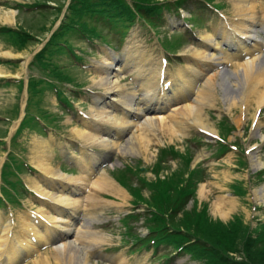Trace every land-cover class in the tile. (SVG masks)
Returning a JSON list of instances; mask_svg holds the SVG:
<instances>
[{
    "label": "bare ground",
    "instance_id": "6f19581e",
    "mask_svg": "<svg viewBox=\"0 0 264 264\" xmlns=\"http://www.w3.org/2000/svg\"><path fill=\"white\" fill-rule=\"evenodd\" d=\"M234 2L235 5L233 7V12L235 18L231 19L230 27L226 28L222 24L220 26V28H223L221 31V38L226 39L228 43L237 47V53L231 58V60H234L235 66H233L232 71L237 77L233 85H239V87L237 88L236 95H231L228 93V95H230L229 104L234 106L240 101L243 105L248 102L249 97H253L257 108H259L260 106L264 105V66L259 63V48L264 47V41L256 37L255 29H253L256 27V24L253 23L255 21V7L252 1L234 0ZM14 14L15 11L13 10L5 11L4 16H1V18L6 22L12 23ZM208 45L213 46L211 43H208ZM4 53L6 56L12 55L7 51ZM198 55L201 56L202 53H198ZM127 60L128 57L126 56L122 61L127 62ZM111 66L112 62L104 58L101 62V71L98 73L97 79L92 78L96 82L95 85L102 87L104 95H108V101H102L98 95H95L92 105L90 106V109L93 112V121L104 129H111L109 124L118 123V119L113 112V105L118 106L119 104H122L134 115L140 114L141 117H145L147 115L146 110L152 106H156L152 104V101L156 100V102H158L160 99L162 100L165 93L163 87H160L154 83L152 77L154 73V67H151L149 64V66L143 67V69L140 71L143 81L138 83V88L134 90V95H138L140 97L142 104L134 106L133 102L126 100L124 94H122L120 91L121 86L118 84V79L114 78L121 73V65L112 69ZM2 74L7 73L0 69V75ZM198 74H201V72L199 71ZM204 84L207 91L206 93H203L201 90H198V92L195 93L194 105L191 103H185L183 106L171 110H162L158 108L154 115H149L146 117L145 120L147 122H145L144 126L157 124L171 133H184L185 126L190 125L183 118V116L187 115L194 116L193 123H195V125L204 129H208L205 121L200 118L199 114L203 108L202 99L206 98L211 101V97L214 95L215 91L212 82L206 80ZM141 86L145 87L143 91H140ZM174 98L173 100H175ZM135 119L137 120L138 118ZM140 123L141 120L136 121V124H138V126L141 128L140 133L136 134L135 136L136 139L143 132L142 128L144 127L141 126ZM262 124H264V121H259L258 128H260ZM121 125L123 127H127L129 125L131 126L133 125V121L123 119L121 121ZM73 131L75 133L78 132L76 129H73ZM101 133L102 131H96L87 123H83V126L81 127V130L78 134L88 143L97 144L102 138H104L101 136ZM263 135L264 133L261 136ZM142 139L143 145H146L149 141H147L145 136H142ZM129 140L130 139L127 141ZM111 143L116 145V142L113 139L111 140ZM33 152L35 167L39 169L40 172L45 173L48 176L47 180L51 181L54 184V187L60 191L56 192L55 195H51L49 188L43 187L39 181H33L32 184L40 189V191L36 190V192L45 198L48 196L55 197L57 204H60L61 206H69V182L73 180L72 177L65 176L64 174L60 173L59 168H56L52 165L48 154L38 151ZM91 157L96 158L95 154L90 152H81L78 155V159L81 162H86V160ZM258 164H263L261 159L258 160ZM106 180L107 177L104 176L102 182L96 181V187L98 189L113 190L116 194L122 196V193L116 189V187H114L111 182L104 184L103 182ZM203 186L200 193H202ZM78 201H81V199H78ZM235 204L236 202L233 199L228 198L227 195L221 194L219 196L216 195L215 199L211 203L210 209L212 210L213 214L220 213L223 216L226 215L228 211H231ZM37 212L40 214L42 219H38V222L36 221L32 223L30 222L29 217H22L20 223L17 225L18 233L13 232V224L10 222L5 223L1 227L0 264H26V262H21H24L27 255L30 254V248L32 245H34L35 239L37 241H46L58 230L66 227L67 220L62 215V210L58 208V206H54L51 210L49 208L40 207ZM67 230L68 228L66 227L63 229V232H68ZM54 248L57 250V252L64 253L66 242L59 243ZM79 258L81 259H78L80 263L84 264L83 262L85 261V256L80 254ZM63 263L66 264L65 262Z\"/></svg>",
    "mask_w": 264,
    "mask_h": 264
},
{
    "label": "rangeland",
    "instance_id": "374dc122",
    "mask_svg": "<svg viewBox=\"0 0 264 264\" xmlns=\"http://www.w3.org/2000/svg\"><path fill=\"white\" fill-rule=\"evenodd\" d=\"M4 0H0V2H2ZM27 1V0H26ZM49 1L48 3H52L51 0H47ZM59 1V0H58ZM10 9L7 8L4 5L0 4V23H9L6 22L5 20H3L1 18V16H4V12L5 11H9ZM15 9H13L14 11ZM11 11V10H10ZM55 14L56 11H53L52 9H47L44 10L42 13H39V11H20L19 13L16 12L15 10V14H14V18H13V22L15 21L16 24H19L20 26L32 31V33H34L35 35L39 36V37H43L44 35H47V31L48 29H43L44 27L49 26L51 20L53 21V19L55 18ZM12 22V24H13ZM138 39H148L150 38V33L144 29L143 27H140L138 29ZM101 40H105L103 41V43L106 45L108 44L109 40H107L106 38L102 37ZM75 41V40H74ZM62 45V43H60ZM76 44L80 45L83 49H88L91 50L92 47H95L96 51L98 52V56L99 57H91V56H84L82 61L76 62V64L78 65L76 68L79 69H75L72 68V71L77 74V79L84 81L87 85L86 88L90 89V90H101V87H99V85H95L96 83L92 84V78L94 75L90 74L89 72H84L82 69L84 64H88L87 69L90 68H96L98 67V61L100 60V58L102 56L107 55L105 50L106 47L102 46V45H98V41H97V45L92 46V42L87 41L86 39H78L76 40ZM59 46V45H58ZM56 46V47H58ZM36 47V42H32L29 43L28 46L21 50V51H17L15 50L13 47L8 46L4 43V40H2V38H0V55H4L6 56V54L4 52H10L11 54L18 56V57H30L31 51ZM149 49H151V51L155 54L156 50L152 47L149 46ZM62 50L64 51L65 54H71L70 50L68 48H62ZM135 62L136 63H140L141 59H142V55L139 49L135 50ZM140 54V55H139ZM62 60V64L64 65H68L70 66L73 62L69 63L66 61V57L63 55L61 57ZM183 63L181 65H179L176 61H172L170 62V67L172 70V77L176 78V79H180V74L182 73L183 75V80H184V86H187V81H189L190 79H193L194 77L191 78H187V74L189 73V69L190 67L192 68H199L200 67V63L198 62V58L195 57L194 55H190L189 57H183L182 58ZM181 66L184 70L181 73H178L176 71L177 67ZM7 67V66H6ZM72 67V66H70ZM8 68V67H7ZM140 68V66L135 65V68L133 69V72L136 73V70H138ZM0 69H2L4 72H6L4 67H0ZM209 73V74H208ZM205 74V78L209 77V75L211 73H213V79H214V83L217 87V82L220 79V76L218 74H215L214 72H208ZM212 76L209 77L212 79ZM215 77V78H214ZM201 83V85L203 84V81H199ZM91 84L93 85V87L91 88ZM13 89H8V90H0V102L2 101V107L0 109V111H3L4 109H6L10 103L12 102V93H13ZM177 105V104H176ZM175 105V106H176ZM212 107V108H211ZM211 107H207L205 106V109L203 111V114L213 122L215 123V120L213 118H211L209 115H215L216 113V107L211 106ZM223 110V108H222ZM71 129H67V132L71 133ZM140 131H138L137 133H139ZM145 133V134H143ZM143 133L141 134L142 136H146L148 135V139L151 140L150 144H149V150L155 147L156 144V140L159 137H169L168 135H163L162 133H164V130L159 128L158 126L155 127H149L148 129L144 130ZM140 135V137H142ZM151 135V136H150ZM251 136L254 137V134H251ZM154 139L152 140L151 139ZM213 148H210V150L207 151V155L212 152ZM144 158V156H142ZM263 157V155H262ZM52 160V159H51ZM236 160V154L234 152H230L227 153L223 156L217 157H211V159L209 160L211 165L209 167V170L211 172V176L210 179H208V181L206 182V186H207V190L209 193V198L214 200L216 195H218L220 192H225L227 191V186L229 185V183L231 182V178L233 176H237V175H242L241 173H236L233 169L232 164L235 163ZM53 162V160H52ZM215 162L217 167L214 168L213 167V163ZM263 162V161H262ZM54 163V162H53ZM56 165V163H54ZM57 168V167H56ZM214 181L215 186H214ZM263 182L259 183V187L262 185ZM259 187H257L259 189ZM259 192V191H258ZM223 195H227L226 193H222ZM259 195L257 194H252V191L249 192L248 197H246L244 199V202L242 205H238V202H241L240 199L236 198V197H232V199L237 200L238 202H236L235 206L232 208L231 211H228V213L226 215H221L220 213L218 214H213L212 210L210 209L211 205L209 206V210L204 211L206 215H202L200 217V221H198L197 224H192V215L189 219H187V215L180 217L179 222L183 225H187L189 226L191 229H195L196 231H198L199 233L208 236L209 239L214 240L215 242H217V246L222 248L224 246H226V242L227 239H229L230 241H232L235 249L237 250L236 252H230L231 256H235V258L240 259L243 261V263H245L246 261L244 260L245 257L250 261L251 264H264V247L261 249H256V248H250V247H246L243 246L245 245L243 240L246 239L247 233H246V226L244 224V222L242 221V218L240 217L239 219H232L229 218L231 213L232 215L235 213V211H243L245 212V217L243 216L242 213V217L246 222L255 223V218L252 217V207L258 206L260 205V199L257 201L256 197H258ZM262 204V202H261ZM192 206V205H191ZM190 208V205L187 207V209ZM198 208V205H197ZM28 209H30V205H27L25 208L23 209H15L14 212L15 214H19V213H28ZM235 209V210H233ZM210 212V215H209ZM234 212V213H233ZM0 213L4 216L1 219L3 223H5L6 217H7V213H8V209L6 208H0ZM231 215V216H232ZM223 219V220H220ZM202 221V222H201ZM228 223H231L232 226L228 225ZM229 229H233V232H228ZM15 230H17V228H15ZM243 244V245H242ZM222 246V247H221ZM36 249L35 255H36V259L39 258L40 252ZM44 250L48 251L49 248H45L43 249V253ZM53 254V255H52ZM45 254L42 255V259L43 258H48L46 257ZM49 257H50V261L51 264H64L63 262L66 263L65 258L66 256H64V258L61 259H55V254L54 253H48ZM38 257V258H37ZM53 257V258H52ZM55 259V260H54ZM61 261V262H60ZM29 262V261H28ZM32 263V261H30ZM40 263V262H39ZM67 264V263H66Z\"/></svg>",
    "mask_w": 264,
    "mask_h": 264
},
{
    "label": "trees",
    "instance_id": "16d2710c",
    "mask_svg": "<svg viewBox=\"0 0 264 264\" xmlns=\"http://www.w3.org/2000/svg\"><path fill=\"white\" fill-rule=\"evenodd\" d=\"M191 215H192V221H191V223L192 224H197L198 223V221H200V217L203 215V214H201V213H198V212H195V211H192V212H190V215H188L187 216V218L189 219L190 217H191ZM169 219V221H171L172 223H175L174 222V220H172L171 218H168ZM180 219H178V221H179ZM202 222V221H201ZM176 227H178V226H180V224H174ZM230 226H232V224H229ZM196 231V230H195ZM228 232H233V229H229L228 230ZM196 236L200 239V241L202 242V244L204 245V246H206L207 244L208 245H215V246H217L218 244H217V242H215L214 240H211V239H209L208 238V236H205V235H203V234H201V233H199L198 231H196ZM259 239H261V240H263L264 241V232H262V234H260V236H259ZM251 240H253V238H250L249 240H248V242H250ZM248 242L244 245L245 246V248L246 247H250V248H255V246L253 245V243H252V245L251 244H248ZM218 247V246H217ZM222 247V246H221ZM218 248H220V247H218ZM229 251H237L236 249H235V247H234V245H233V243H232V241H230L229 239H227V242H226V246H224V247H222V253L221 254H225V253H227V252H229ZM209 252L210 253H214L215 251L214 250H209Z\"/></svg>",
    "mask_w": 264,
    "mask_h": 264
}]
</instances>
